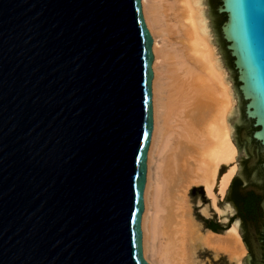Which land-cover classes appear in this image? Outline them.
Instances as JSON below:
<instances>
[{
	"label": "water",
	"instance_id": "obj_1",
	"mask_svg": "<svg viewBox=\"0 0 264 264\" xmlns=\"http://www.w3.org/2000/svg\"><path fill=\"white\" fill-rule=\"evenodd\" d=\"M207 12L237 91L236 141L263 147L233 180L258 177L264 0ZM151 46L142 0H0V264H149Z\"/></svg>",
	"mask_w": 264,
	"mask_h": 264
},
{
	"label": "bare ground",
	"instance_id": "obj_2",
	"mask_svg": "<svg viewBox=\"0 0 264 264\" xmlns=\"http://www.w3.org/2000/svg\"><path fill=\"white\" fill-rule=\"evenodd\" d=\"M142 17L153 54V125L140 218L145 260L202 264L197 254L207 250L244 264L237 220L221 232L200 228L188 197L192 186H201L209 200L201 214L227 220L230 208L218 200L237 170L231 123L237 101L204 0H142Z\"/></svg>",
	"mask_w": 264,
	"mask_h": 264
},
{
	"label": "flooded vegetation",
	"instance_id": "obj_3",
	"mask_svg": "<svg viewBox=\"0 0 264 264\" xmlns=\"http://www.w3.org/2000/svg\"><path fill=\"white\" fill-rule=\"evenodd\" d=\"M252 141L256 145H249L246 140L238 143V147H244L249 155L246 168L249 167L250 161H256L255 153L258 154L263 148L259 142ZM258 163H255V168L262 170L258 177L244 173L245 180L237 176L229 188L231 201L240 219V237L247 249L243 255L246 264H264V168ZM209 227L213 230L214 225Z\"/></svg>",
	"mask_w": 264,
	"mask_h": 264
},
{
	"label": "rangeland",
	"instance_id": "obj_4",
	"mask_svg": "<svg viewBox=\"0 0 264 264\" xmlns=\"http://www.w3.org/2000/svg\"><path fill=\"white\" fill-rule=\"evenodd\" d=\"M204 6H205V12H206L208 23H209V28H210L211 34H212L213 43L216 46V50H217V53L221 59L223 67L225 68V70L227 72L228 78L230 80V83H231V86L233 88L234 94L236 96V101H237V91L234 89V86L232 84L230 75L228 73L226 64L224 62V59L220 55L218 44L214 40V31H213V22H212L213 12H207V0H204ZM231 123H232V140H233V142L237 148V157H236L237 170L234 173V175H238V174H240V163H241L242 157L246 153V150L244 147H238V143L241 144V142L236 141V137H235V129L238 126V124L240 123V108H239L238 104L236 105L235 114L231 117ZM224 169H225V167H222L221 172ZM232 181H233V177H232L230 182H232ZM188 192H189L188 197H189L190 204L192 207L193 216H194L195 220L200 223V228H210L209 227L210 225H214L216 228V232H221L227 226L228 222H233L236 220L238 222V218H237L232 206L226 201V190H225L223 197L218 200L219 206H225V204H226L230 208V212L228 214L227 220H225V221L217 218V216L213 213L210 214L209 216H205V215L201 214V211H200L201 207L204 206V204L206 205V203L208 204V202H209V200L205 196L201 186H192ZM238 229H239V224H238ZM245 252H246V250L244 247V253L242 254V257H241V261L244 264H246V262L243 260V255L245 254ZM197 258L199 261L203 262L202 264H229V261L226 259V257H222L220 255L214 257V255L207 250H202V251L198 252Z\"/></svg>",
	"mask_w": 264,
	"mask_h": 264
},
{
	"label": "trees",
	"instance_id": "obj_5",
	"mask_svg": "<svg viewBox=\"0 0 264 264\" xmlns=\"http://www.w3.org/2000/svg\"><path fill=\"white\" fill-rule=\"evenodd\" d=\"M214 228H215V226L213 227V230H215Z\"/></svg>",
	"mask_w": 264,
	"mask_h": 264
}]
</instances>
